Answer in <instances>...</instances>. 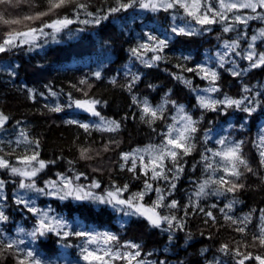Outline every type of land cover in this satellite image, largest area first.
<instances>
[{
    "label": "trees",
    "instance_id": "1",
    "mask_svg": "<svg viewBox=\"0 0 264 264\" xmlns=\"http://www.w3.org/2000/svg\"><path fill=\"white\" fill-rule=\"evenodd\" d=\"M87 3L89 11H99L101 14L107 13L109 6H114V0H87ZM45 9V0H28L18 7L0 5V11L6 10V14L13 17ZM65 14L72 17L71 5L60 10V15ZM174 16L182 17L183 22L188 25V21L195 22L185 15L183 9L153 12L137 5L109 15L98 25L73 23L62 30L55 41L51 37L38 39L36 43L39 46L31 50L24 46L0 53V112L9 117L8 122L0 129V148L3 149L0 156L14 165L17 157L26 149L28 154L32 150L38 151L39 159L46 162V167L37 176L38 187H43L47 180H57L58 173L69 178L82 173L77 183L87 186L93 180L99 182L100 188L94 190L98 195L111 190L113 186L123 188L127 184L128 189L123 193V197H126L143 190L145 181L148 180L153 188L159 187L162 190L164 204L172 200L178 202V209L161 207L159 212L162 215L174 213L183 222V230L169 232L166 223L159 228L153 227L143 216H128L110 205L91 201H61L55 196L43 195L39 198V203L49 205L56 214L63 213L69 218L72 221L69 230L73 232L96 228L100 232L115 234L120 244H139L140 258L158 263L166 261V264H236L240 257H234L231 251L221 252L222 244H228L230 249L239 248L245 254L251 252L254 256L264 255V248L259 245L251 246L252 236L259 233L261 210H264V166L260 163L259 149L256 146L259 142V123L264 119V66L253 68L240 76H233L228 71L230 63H225L222 68L217 61L213 63L219 73L215 82L219 91L214 93L215 98L223 99L225 95L233 99L252 97L258 103L253 105L256 110L250 115L235 106L226 111L201 108L197 102V93L192 88L208 87L209 81L201 79L194 72L183 71L182 67L193 68L201 64L206 52H214L226 39L239 37L240 47L236 51L243 53L249 35L264 26V20H250L248 26L240 25L236 31L228 33L223 32V24L215 23L209 29L196 28L201 30L198 35L177 36L171 31L175 22ZM51 18L45 17L44 20ZM85 18L83 15L80 17ZM35 24L38 26L40 21ZM7 30L8 26L0 24V37ZM145 32L160 39L170 36L168 47L161 53L164 59L156 61L153 67H146L131 53L132 48L146 40ZM256 49L259 52L264 51V38L257 41ZM153 54L147 52L143 59L148 60ZM185 56L190 58L185 60ZM233 59H237L241 66L248 63L236 54ZM97 71L101 73L99 79L94 75ZM132 74L139 75L140 79L129 92L127 85ZM176 75L191 80L192 88L175 79ZM113 78L115 83L111 82ZM82 79L87 80V83L81 84ZM245 87L251 91L245 92ZM28 89L34 90L32 98ZM52 93H56L57 103L49 100L55 98ZM166 94L169 100L175 101L177 105H184L193 119L200 121L194 141L195 149L179 161L183 172L175 180L174 189L170 187L175 171L171 161L166 162V167L172 169L167 172V180H151L150 173L145 176L140 172L139 164L133 173L128 171L131 160H121L122 153L135 147L159 144L162 137L157 133L165 130L166 124L171 122V116L176 112L171 103L166 104L165 115L168 119L158 120L150 127L140 120V109L132 102V96L135 95L141 100L147 98L155 106L163 103ZM77 99L98 101L95 110L100 116L76 108L72 101ZM56 105H60L62 110L50 111ZM244 106H247V102ZM100 117L117 121L120 128L115 132L97 130L95 127L85 131L78 124L67 122L74 120L96 125L92 120ZM223 124L229 126L226 137L244 142L242 151L253 171L245 172L240 177L239 183L244 186L238 191L226 193L224 196L209 195L197 199L191 192L208 175L204 170L202 154H206V148L215 150L219 146L212 138L208 137L206 140L205 133L208 134L209 130ZM153 128L156 129L155 132ZM19 131H23L30 141H38L39 148L36 149L34 144L17 146L14 138L20 137ZM106 145L108 151L104 150ZM82 147L91 149V159L80 158L79 150ZM121 164L125 165L123 169ZM1 173V180L5 181L4 196L7 198L3 202L4 210L9 216V221L2 227L10 232L18 224H22L25 229L33 228L36 217L23 204L15 203L18 181L8 169H3ZM190 198L198 205L195 211L192 207L185 208L189 205ZM156 199V192L151 191L145 195L143 203L150 206ZM233 200L236 203L229 215L238 219L250 215L251 222L247 225L246 235L234 231L235 226H230L220 211ZM213 204L216 205L215 208L212 207ZM199 208H203L204 212L211 211L215 223L200 212ZM169 235L173 236L171 241ZM245 242L249 247H243ZM83 243L82 237L73 235L61 240L57 235L49 233L38 238L35 246L49 259L59 257L64 252L72 258H78ZM0 264H15L13 255H0ZM245 264L257 262L251 260Z\"/></svg>",
    "mask_w": 264,
    "mask_h": 264
},
{
    "label": "snow or ice",
    "instance_id": "2",
    "mask_svg": "<svg viewBox=\"0 0 264 264\" xmlns=\"http://www.w3.org/2000/svg\"><path fill=\"white\" fill-rule=\"evenodd\" d=\"M22 2L28 0H0V5H8L10 7H18ZM46 9L43 11H36L22 16H11L6 14V10L0 11V24L8 26V30L0 37V53L11 51L15 48L28 46L29 50L38 47L36 41L44 37H51L53 41L56 40L57 35L69 25L73 23L80 24H100L102 20L108 18L113 13L126 11L129 8L139 6L141 9H147L153 12L169 9H183L186 16L195 20L199 25H211L215 23L223 24V32L228 33L234 30V24H244L247 26L249 20L260 19L264 20V11H257V9L264 10V0H114V6H109L107 13L101 14L99 11L93 13L88 10L89 5L87 0H45ZM72 6V17L67 14L60 15V10L68 6ZM248 9L252 14H240L241 10ZM232 14L229 16V14ZM81 15L85 19H80ZM45 17H52L49 20H44ZM40 21L36 26L35 22ZM50 29L51 31H45ZM172 33L177 36H192L200 34L201 30L192 27H177L173 26ZM146 40L132 48L131 53L140 59L146 67H153L156 61L164 59L161 55L164 49L168 47L170 36L166 35L165 39H160L158 36L150 32L144 33ZM264 38V28L259 29L257 33L250 38L247 45V50L243 52V59L249 61L247 69H239L235 61H232L233 67L228 69L233 76H240L253 68L264 66V52L257 53L255 42L258 39ZM47 42V41H46ZM223 53H217V63L219 67H224L228 61L225 57L230 52H235L237 56H241V52L236 51L240 47L239 37L231 42L225 41L223 45ZM147 52L154 53L148 60L143 59ZM190 57H183L187 60ZM178 67H182L179 66ZM183 71L194 72L200 76L201 79L209 81V87L205 89L192 88V81L186 79L182 75L174 76L175 79L181 80L186 86L192 88V91L197 93V102L199 106L205 110L211 111H226L228 108L235 106L236 108L247 112L249 115L256 110L253 106L258 101L254 98L245 96L242 99H233L224 96L223 99L213 98L211 95L201 93H216L219 91L215 86V82L219 78L218 71L209 67L206 64H197L193 68H183ZM14 74V73H12ZM95 77L99 79L101 73L99 71L94 73ZM140 79L137 74H132L131 81L127 85L129 92L135 86L136 82ZM115 83L113 78L111 81ZM81 84H86L87 80H81ZM90 87V85H89ZM149 87H154L149 85ZM30 98H32L33 89H28ZM171 91V90H169ZM245 92H250L251 89L245 87ZM53 96L56 93H52ZM87 95V93H85ZM165 95L163 103L153 106L147 98L139 99L137 96H132V102L140 109V120L150 127L156 122L165 121L166 117L165 105L171 103L176 109V113L171 116V123L166 124L165 130L157 133L162 137L159 144H148L143 148L134 149L131 153H122L121 160L127 162L131 160V167L128 171L135 173L137 165L142 174L148 176L150 173L151 180L168 179L167 172L172 171L166 167V162L171 161L175 169L172 176L170 187L175 188V180L179 179V174L183 172V166L179 161L187 155H190L195 149V138L199 130V120L193 117L185 110L184 105H177L175 101H171ZM71 101V96L69 97ZM247 102V106L245 105ZM76 108L83 109L94 116H100V113L95 110V105L99 103L96 100H74ZM71 106V104H69ZM62 108L60 105L50 108V111L59 112ZM202 118V117H201ZM9 117L0 112V129H2L8 122ZM68 123H76L79 127L88 131L91 127L97 130L115 132L120 128V124L115 120H106L100 117V123L90 125L74 120L67 121ZM155 132L156 129L153 128ZM20 137L15 141L16 145L21 144L30 145L34 144L35 148H39L38 141H30L28 136L21 132ZM206 140L208 139L207 132L205 133ZM220 145L217 149L206 148L205 153L202 154V161L204 162V170L208 175L199 183L194 196L197 199L207 197L209 195L224 196L226 193H234L242 188L244 185L239 183L240 177L245 172H252L248 160L245 158L242 146L243 141L231 140L228 137H223L216 141ZM259 149L260 163L264 166V134L259 136V142L256 144ZM105 151H108V146H105ZM0 151H3L0 148ZM80 158L83 160L91 159V149L82 147L80 148ZM15 148L13 149V153ZM210 153V155H207ZM20 167L11 165L7 159L0 156V169H8L12 176H19V189L35 192L40 195L55 196L61 201L72 199L75 201H91L93 203L110 205L116 211L124 212L125 215H139L148 220L149 224L153 227H161L163 223L168 225V231L183 230L184 224L174 214L161 215L158 209L166 207L168 209H178V202L172 200L168 204H164L165 197L161 194L162 190L159 187L153 188V184L148 180L145 181L144 189L131 194L127 198H123V193L127 191L128 185L123 188L113 186L111 190L98 195L94 190L100 188L99 182L93 180L91 184L85 186L77 183L83 175L75 174L69 178L65 174L58 173L57 180H47L44 182L43 187H38L36 177L46 167V162L39 159V152L32 150L28 154L27 149L25 152L17 157ZM71 163V161L69 162ZM121 164V168H124ZM5 181L0 180V226L9 221V216L5 214L4 201L7 199L3 194ZM155 191L157 199L153 201L150 206L143 203L145 195L149 192ZM16 204H23L27 211L36 217V224L30 231H27L23 226L18 225L15 229V235L9 234L3 227H0V255L10 253L13 255L15 264H52V261L46 259L44 254L40 252L39 248L35 246V242L40 237H45L49 233L55 234L61 240L69 236H76L85 238L84 244L81 247L80 259L84 264H151L145 260L139 259L141 256L140 245L132 242H125L120 244L118 237L110 232H94V231H71L70 225L67 220L62 216L51 215L53 210L49 207L41 209L35 206L34 199H25L24 196L16 195ZM236 201H229L221 208V213L224 214V219L229 222L230 226H235L234 231L246 235V228L248 223L251 222L250 215L244 216L242 219L234 218L228 213L232 211L233 205ZM192 207L195 211L198 208L196 202L190 198L189 205L185 208ZM216 207L215 204L212 205ZM225 209L228 211L226 212ZM208 218L215 223V217L211 211L204 212L203 208H199ZM185 211V216H187ZM261 222L258 226L259 233L252 236L251 246L259 245L264 248V210H261ZM207 222V221H206ZM173 239L169 235V241ZM238 244L240 242H237ZM96 245L95 247H91ZM243 247H249L245 242ZM221 252L231 251L234 257H240L236 260V264H245L246 261L255 260L257 264H264V255H253L251 252L242 253L239 248L230 249L228 244L220 246ZM159 264H166V261H160Z\"/></svg>",
    "mask_w": 264,
    "mask_h": 264
},
{
    "label": "rangeland",
    "instance_id": "3",
    "mask_svg": "<svg viewBox=\"0 0 264 264\" xmlns=\"http://www.w3.org/2000/svg\"><path fill=\"white\" fill-rule=\"evenodd\" d=\"M5 7H10V6H8V5H4ZM258 10V9H257ZM240 14H242V15H244V14H252L251 13V11L250 10H248V9H244V10H241V12H240ZM232 14L230 13L229 14V16H231ZM177 16H174L173 18H175V22H174V25L173 26H177V27H186V26H188V27H192V28H204V29H209L210 28V26L211 25H204V26H202V25H199V24H196L195 22H189L188 21V23H189V25L187 24V23H185V22H183V20H182V17H180V18H176ZM250 21V20H249ZM249 21H248V24H247V26L249 25ZM240 25H243V26H245L244 24H239V23H236V24H234V31H236L238 28H239V26ZM246 27V26H245ZM262 28H264V26H262V27H260V28H257L256 29V31H255V33L253 32L252 34H250L249 35V37H248V42H247V45H248V43L250 42V38H251V36H253V35H255L256 33H257V31L259 30V29H262ZM239 33H245L244 31H238ZM236 33V32H235ZM233 40H236V39H226V40H224L221 44H220V46L218 47V48H216L215 50H214V52H206V55H205V57H204V59L202 60V62H201V64H206L207 66H209V67H213V68H215L216 70H217V68L215 67V65H213V63H214V61H217V53H223L224 51H226V49H224V47H223V45H224V43H225V41H228V42H231V41H233ZM259 40V39H258ZM257 40V41H258ZM257 41L255 42V48H256V44H257ZM245 50H247V46L244 48V50H243V52L245 51ZM256 51H257V49H256ZM239 52V51H238ZM264 52V51H263ZM257 53H259V51H257ZM234 55H235V52H230L229 54H228V56L227 57H225V60L226 61H228L227 63H230L231 65L229 66L230 67V69L233 67V64H232V61H234ZM241 56H243V53H241ZM242 58V57H241ZM245 60V59H244ZM245 61H247V60H245ZM236 62V64L238 65V67H239V69H247L248 67H249V62L247 63V64H245V65H242L241 66V64H239V62L238 61H235ZM98 70V69H97ZM209 87V86H208ZM205 88H207V87H204V88H201V89H205ZM201 94H205V95H211L213 98H215V96H214V93H210V94H206V93H201ZM242 99V98H241ZM51 102H55V103H57V96H55V98H54V100L53 99H49ZM176 113V112H175ZM174 113V114H175ZM95 124H99L100 123V118H96V119H93L92 120ZM172 122V121H171ZM170 122V123H171ZM260 133H259V136L261 135V134H264V119H262L261 121H260ZM228 124H223L222 126H220V127H217V128H215V129H211V130H209V132H208V137L211 139H214V140H219V139H221V138H223V137H226V132H227V129H228ZM21 132H23V131H19V134L21 133ZM24 133V132H23ZM17 138H20V139H23L22 137H19V136H15V138H14V141H16L17 140ZM143 147H145V146H140V147H135V148H133V149H131V150H129V151H127V152H124V153H131L134 149H137V148H143ZM220 147V145L218 146V148ZM14 166H18V167H20V166H22V165H20V164H18V162H15L14 163ZM3 169H0V175L2 174L1 173V171H2ZM15 177V180L16 181H18V184H19V180H20V177L19 176H14ZM36 179V183H37V177L35 178ZM0 180H1V177H0ZM203 182V181H202ZM197 190V189H196ZM196 190H194V191H192L191 192V195H194V193H195V191ZM4 189H3V194H4ZM16 195H21V196H24L25 197V199H34L35 200V206L36 207H38V208H41V209H47V208H49L50 206L49 205H44V204H40L39 203V198L41 197V196H43V195H40V194H37V193H35V192H31V191H27V190H25V189H19V188H17V190H16V192H15V196ZM130 196V195H129ZM128 196H126V197H123V198H127ZM158 212H159V209H158ZM51 215H57V216H62L65 220H67L63 215H59V214H56L55 212H52V213H50ZM161 214V213H160ZM162 215V214H161ZM67 222H68V220H67ZM68 224H70V222H68ZM20 226H22V225H20ZM16 229V228H15ZM85 231H94V232H100L98 229H95V228H89V229H86ZM7 233H9V234H12V235H15V232H13V233H10V232H8V231H6ZM104 232H106V231H104ZM100 233H103V232H100ZM83 240L85 241V238H83ZM84 244V243H83ZM83 246V245H82ZM96 245H92L91 247H95ZM81 256V255H80ZM46 259H49V258H47V257H45ZM139 259H142V260H145L146 262H151V264H159L158 262H156V261H154V260H150V259H145V258H139ZM50 261H52V264H84V261L83 260H81L80 259V257H78V258H72L71 256H69V254L68 253H62L61 255H60V257H55L54 259H49Z\"/></svg>",
    "mask_w": 264,
    "mask_h": 264
}]
</instances>
